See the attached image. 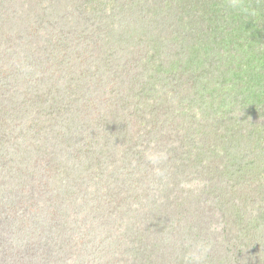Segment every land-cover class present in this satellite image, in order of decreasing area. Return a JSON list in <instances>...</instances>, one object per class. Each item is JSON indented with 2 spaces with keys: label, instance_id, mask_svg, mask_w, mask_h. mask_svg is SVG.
Returning a JSON list of instances; mask_svg holds the SVG:
<instances>
[{
  "label": "trees",
  "instance_id": "1",
  "mask_svg": "<svg viewBox=\"0 0 264 264\" xmlns=\"http://www.w3.org/2000/svg\"><path fill=\"white\" fill-rule=\"evenodd\" d=\"M0 264H264V0H0Z\"/></svg>",
  "mask_w": 264,
  "mask_h": 264
},
{
  "label": "rangeland",
  "instance_id": "2",
  "mask_svg": "<svg viewBox=\"0 0 264 264\" xmlns=\"http://www.w3.org/2000/svg\"><path fill=\"white\" fill-rule=\"evenodd\" d=\"M34 26V25H33ZM32 26V27H33ZM173 28H174V30H175V32H176V35H178V36H183V35H187V36H191L190 38H189V40H191L190 41V43H189V45L191 46V47H194V48H199L200 46H202L203 44H204V42L203 41H197V40H195L196 39V37H198L199 35H188L187 33H186V31H185V29H184V24L181 22V23H179V24H177V25H173L172 26ZM72 31H74V28H72ZM29 33H32V32H29ZM26 35H28V34H26ZM28 37L32 40V38H31V36H29L28 35ZM194 39V40H193ZM29 46V45H28ZM32 46V45H31ZM34 49V48H33ZM200 52V51H199ZM33 54V53H32ZM35 54V53H34ZM200 54H202L201 52H200ZM34 58H35V56H33ZM33 62H31V64H32ZM2 70V69H1ZM32 72H33V66L31 65V66H29V67H27V69L24 71V73H23V75H24V77L26 78V79H28L31 75H32ZM235 182V180H234V175L232 174V176H231V180L230 181H228V186H229V188H230V191H229V199H235V198H237L240 194H239V192H240V190H241V187L240 186H237L238 188H236V187H234V183ZM259 186V185H258ZM233 190V191H232ZM238 200V199H237Z\"/></svg>",
  "mask_w": 264,
  "mask_h": 264
}]
</instances>
